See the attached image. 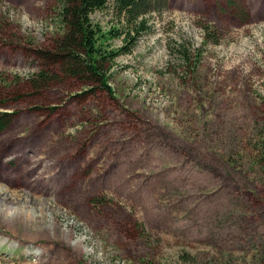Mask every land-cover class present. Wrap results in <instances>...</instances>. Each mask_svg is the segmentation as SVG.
<instances>
[{"label":"rangeland","instance_id":"obj_1","mask_svg":"<svg viewBox=\"0 0 264 264\" xmlns=\"http://www.w3.org/2000/svg\"><path fill=\"white\" fill-rule=\"evenodd\" d=\"M56 13L0 0V264H264V0H169L107 88L32 85Z\"/></svg>","mask_w":264,"mask_h":264},{"label":"trees","instance_id":"obj_2","mask_svg":"<svg viewBox=\"0 0 264 264\" xmlns=\"http://www.w3.org/2000/svg\"><path fill=\"white\" fill-rule=\"evenodd\" d=\"M57 5V19L60 33L54 39L52 51H40V58L46 67L31 79L34 86L51 87L67 79H75L82 85H100L107 88V78L104 76L102 53L104 40L124 37L128 39V46L120 49L129 52V46H134L138 38L148 33L154 23L149 22L150 16L161 15L167 10L169 0H54ZM108 10L115 20V26L105 32L92 15L95 12ZM244 16L247 14L244 13ZM203 42L216 45L217 32L210 27H201ZM9 124V115L0 114V133ZM37 165V164H36ZM4 174V169L1 170ZM64 251L73 257L80 254L73 251L67 243H62ZM59 252L54 248L52 253ZM70 253H69V252ZM57 256L59 254H56ZM55 258V257H53ZM66 258V259H67ZM60 259V258H59ZM61 264L63 260L59 261Z\"/></svg>","mask_w":264,"mask_h":264}]
</instances>
